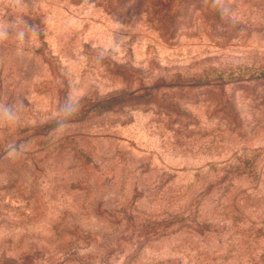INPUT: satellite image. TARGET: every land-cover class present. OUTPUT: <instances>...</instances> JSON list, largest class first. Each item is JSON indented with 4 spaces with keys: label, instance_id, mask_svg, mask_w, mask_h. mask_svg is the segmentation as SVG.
I'll return each mask as SVG.
<instances>
[{
    "label": "rangeland",
    "instance_id": "rangeland-1",
    "mask_svg": "<svg viewBox=\"0 0 264 264\" xmlns=\"http://www.w3.org/2000/svg\"><path fill=\"white\" fill-rule=\"evenodd\" d=\"M0 264H264V0H0Z\"/></svg>",
    "mask_w": 264,
    "mask_h": 264
}]
</instances>
